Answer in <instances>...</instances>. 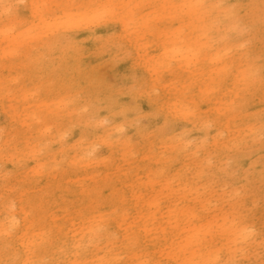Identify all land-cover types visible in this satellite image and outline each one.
<instances>
[{
	"label": "rangeland",
	"instance_id": "1",
	"mask_svg": "<svg viewBox=\"0 0 264 264\" xmlns=\"http://www.w3.org/2000/svg\"><path fill=\"white\" fill-rule=\"evenodd\" d=\"M80 1L37 0L34 21L24 6L27 0L17 1L19 12L11 0H0V103L22 119L9 127L0 108V126L8 124L0 127V149L7 151L8 142L15 150L19 142V151L25 152L14 153L15 163L0 165V264H102L108 250L118 256L117 264H129L117 225L123 223L126 230L134 224L136 205L147 219L175 226L166 217L172 205L181 209L195 198H208L210 202L202 201L213 215L220 203L243 199L249 201V215L264 225V31L252 36L241 18L250 15L254 24H263L264 0H205L201 7L210 8L204 12L183 0H93L94 9L106 4V14L113 17L90 26L100 33L107 29L110 44L106 47L102 35L86 39L62 61L61 49L56 50L67 45L71 31L51 30L43 23L58 19L59 24L64 4H74L72 11L81 14ZM227 7L240 9L237 23L243 35L226 30L223 43L231 48L223 50L216 23L219 10ZM197 12L209 26L204 35L194 18ZM60 31L62 46L44 51L42 45ZM181 36L193 50L183 61L170 62L165 49ZM44 52L45 61L56 63L51 71L42 66ZM74 77L75 86L65 84ZM130 82L133 89L127 91ZM121 93L126 96L121 104L110 103L116 119L96 117L99 101L119 100ZM122 110L139 118L127 122ZM224 125L232 127V136L222 132ZM243 158L247 166H242ZM46 180L53 183L52 193L38 199ZM234 187H239L238 197L230 196ZM188 194L189 201L182 203ZM14 197L25 202L36 221L28 229L24 222H9V214L17 210L11 207ZM156 198H162L160 207L147 206ZM107 228L115 231L112 247L102 235ZM143 229L129 230L127 236L139 232L141 249L150 247L153 254L143 262L129 249L131 264H170L151 250ZM23 243L33 255H25ZM43 250L52 256L45 257ZM257 251L264 264V244ZM236 261L252 264L239 257Z\"/></svg>",
	"mask_w": 264,
	"mask_h": 264
},
{
	"label": "bare ground",
	"instance_id": "2",
	"mask_svg": "<svg viewBox=\"0 0 264 264\" xmlns=\"http://www.w3.org/2000/svg\"><path fill=\"white\" fill-rule=\"evenodd\" d=\"M17 1L18 0H11L12 2L11 6L15 5L17 9L14 11L19 12L21 8ZM67 1H70V0H67ZM92 1L93 0H82L77 4L82 9L81 14H78L72 11V8H73L72 6L74 4H72L71 6H69L68 4L61 5L60 12L62 14L61 18L63 19L60 21V23L62 24L60 23L58 24L59 22L58 19H51V20L48 19L47 21H44L43 25L51 30L53 28H57L58 30L65 28L71 31V37L69 38V40H66L68 41L66 43L67 45L63 46V49L59 48L58 50H56V53H57V52H60V49H61V52L59 55L62 58V61H63V58L68 55L69 51L71 50V47L73 46L75 47V45H77L78 47L77 49H81V44L86 39L95 40L96 38L99 39V35H102L105 41L106 47L110 44V36L107 33L108 32L107 29L104 28L103 33H100L96 29H91L90 26L91 25L94 26V24L100 23L102 20L107 19V18L113 19V17L111 16V13L106 14L108 12V10H104L107 6L106 4H102V7L99 9H94L95 5L93 4ZM95 1H98V0H95ZM183 1H188V3H190L191 6L200 7L201 12H204L205 10L210 8V6L208 7L205 6L203 8L201 7L202 5L200 4L202 3V1H205V0H183ZM24 6H26L28 10L32 13L33 15L32 18L35 21L36 20L35 18L37 17L39 13V9L37 7V0H27V4H25ZM230 6H234V5L230 3ZM109 11L111 12V10ZM219 11L220 12L217 15V17L220 15L221 20L219 19L217 21L218 22L220 21L221 24L216 23L217 32L219 34L218 40L220 42V45L223 47L222 49L228 50L231 47L228 46V44L223 43L224 37H226L225 35L226 30L238 31L243 35V32L241 31L237 23L238 14H241V13H240V9H231L229 7L225 9H221ZM194 18H196L198 22H200L201 34L204 35L207 32L209 26L202 20L203 16L201 15L200 12H197L196 17ZM241 18L245 24L249 25V27L252 28V31H253L252 36L254 34L256 35L258 32L264 31V23L254 24L256 20L252 18L250 15L248 16L241 15ZM102 36H100V38ZM62 37L63 35H62V32L60 31L55 36L47 39L41 48L45 49L44 51H47V52L54 50V48H56L58 44L61 43ZM183 38H184L183 36L178 37L177 40L171 42V44H168V47L165 49V55L169 59L170 62L183 61L185 59L186 54H188V52L190 53L193 50L191 47L184 45L186 41L183 40ZM191 41H193L198 46V40L196 37L191 36ZM230 42H234V41H230ZM70 44L72 46H70ZM60 46H62V44ZM121 54L126 55V52L122 51ZM44 56H45V52L42 54V56H40L42 66H44L43 68H45L46 70L51 71L56 66V63L50 60L45 61ZM82 70L85 72V69H82ZM82 75L84 76V79L89 80L88 77H86L85 73L84 74L81 73L80 77H82ZM96 79L94 78L95 81ZM76 80L77 79L74 77L72 82L70 83L67 82L65 84L66 85L70 84V86L71 85L75 86L74 83L76 82ZM83 85L85 86V82L83 83ZM129 85L131 86L127 87V91L128 90L131 91L133 89L132 82H130ZM96 86H98V84ZM95 87L94 89L97 88ZM94 92L98 93V91H94ZM108 93L107 95L110 96L111 93L110 95ZM101 98L102 97H99V100ZM125 98L126 96H123L122 94L121 96L118 97L119 100H114L115 97H113V99H109L104 102L99 101L97 103L96 101H94L97 103L96 110H95L96 117L100 119L113 118L114 115L111 114L112 104L110 103L114 101V102H117L118 104H121L122 100H124ZM0 108L4 109L3 113L8 116L7 119H10L11 123L9 127H11L13 122L15 124H22V119L16 113V110L14 108L13 109L5 108L1 103H0ZM153 110L155 112L158 111V109L155 107H153ZM120 114L124 116L125 121L130 122V123H133L134 120L139 118L138 116H135V115L133 116L126 110H122ZM116 117L117 116H115L114 118L116 119ZM177 120L178 118H175L173 121L175 122ZM3 122H1V124ZM7 126L8 124H2L0 127L6 128ZM173 127L177 129L178 126H173ZM222 132H226L232 136L231 133L233 132V130H232V127L228 125H224V127L222 128ZM6 134L7 136H10L13 133L11 134L6 131ZM204 135H206V133H204ZM13 139L14 138H12V140ZM93 143L94 144L91 145L92 148L96 147L100 143V141L93 142ZM5 145L8 150L5 151L3 150V148L0 149V153L3 155V156H0V165L4 163H9V162L10 164L11 162L15 163L14 158L16 156H25V152L23 149L19 151V148H20L19 142L15 144V150L13 148H10L8 142H6ZM90 151L91 149L88 148L85 152L89 153ZM6 152L7 154H4ZM14 153H17L15 157H14L15 155ZM246 161L247 159H244V158L241 160L242 166H247ZM41 171L42 170L39 169L37 171V174L42 173ZM176 176L177 175H174V177ZM14 179L18 183L22 182L21 180H19L20 179L19 175L14 176ZM235 185L236 184H233V186ZM52 186H53V183L49 180H46L40 186V191H39L40 197L38 199H45L47 194L48 195L51 194ZM238 190H239V187H234L230 193V196L238 197L239 196ZM45 192H47V194H45ZM188 193L191 195H193V193L198 195L199 191L192 192V190H188ZM189 194L184 197V199L182 200V203L189 201L190 199ZM138 198L140 197H137L136 199L138 200ZM9 199H11V197H9ZM202 200L210 202V199L208 198L199 197V198H195L192 205L189 207L182 206L181 209H177L176 207H178V205H172L171 206L172 209L168 213H166L167 214L166 217L168 218V220H174V222H176L175 226H172V224L170 225L161 224V222L156 223L153 220H150L149 218L147 219L146 213H144V210L142 209V207L140 205H136L134 207V210L138 217L136 218L134 224L130 225L126 230H123V226H124L123 223H118L117 225L118 227L117 231H119L120 233L122 232L121 235L124 237L122 241V247H120V249L126 250L125 253H127L129 256L127 263L131 264L133 260V255H132L133 252L131 253L129 249L134 251L135 257L137 256V258L138 257L142 258L141 260L143 262L147 261V258L153 254L152 251H149L150 247H143L141 249L142 245L138 244L139 241H137L138 240L137 234L140 232L139 230H141L144 226L145 228L143 229L144 239L150 241L151 248H152L151 250L160 253V256L168 260L170 264H235L237 262L236 261L237 257H239L244 262H248V263L252 262V264H262L263 262L261 261L262 259L257 251V246L264 244V239H263L264 225L258 223V220L256 218H253L252 215H249L250 207L247 206V202L249 203V201L245 202L243 199H235V201L233 202L229 200V203H231L230 205L220 203L219 206H216V210L218 211V213L212 215L210 214V212H208V204ZM12 201H13V204H11V207L14 205L17 207V210H13L9 214L10 223H12L14 226H18L19 224L24 222V227L26 229H28L30 225L36 223L35 220L31 219L30 214H28L27 206L25 205V202L23 200H21L20 198L14 197L12 198ZM225 201L228 203V200H225ZM161 202H162V198H156L153 201H151V203L147 206H151L150 208L152 207L158 208L160 207ZM189 217H191V220H188ZM194 218H197L198 220H194ZM126 220H129V219L126 218ZM196 221L198 223H196ZM133 229L139 232H137L134 235V238L128 237L127 236L128 231L133 230ZM256 230L259 231L257 232L258 236L255 233ZM114 232L115 231L112 228H110L107 231L105 230L104 233H102L103 237L105 236L106 238L105 243L107 244V246H110V247L113 246L115 242L113 238ZM26 234H27V230L24 231V235ZM97 237L98 235H96V238ZM99 237H101V235ZM258 238H260V240H258ZM133 241H136V242H133ZM130 243H135L137 245L132 247ZM161 244H163L162 248H160ZM22 245L24 246V249H25V255L31 256L34 254V252L29 253L28 245L24 243ZM79 247L77 248V250L80 249ZM43 251H44L43 254L45 255V257L52 256L51 252H48L47 250H43ZM108 251H109L108 258L102 264H117L118 256L113 253L114 252L113 250H108ZM137 251H139L140 253H138ZM121 253L122 251L119 252V254ZM74 254L77 255L75 252Z\"/></svg>",
	"mask_w": 264,
	"mask_h": 264
}]
</instances>
